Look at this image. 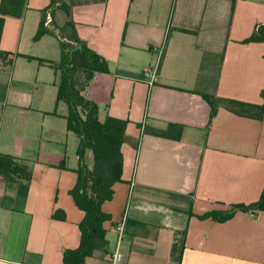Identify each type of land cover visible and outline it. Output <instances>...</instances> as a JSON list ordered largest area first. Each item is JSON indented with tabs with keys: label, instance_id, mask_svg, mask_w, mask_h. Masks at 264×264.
I'll use <instances>...</instances> for the list:
<instances>
[{
	"label": "crops",
	"instance_id": "0c3cea01",
	"mask_svg": "<svg viewBox=\"0 0 264 264\" xmlns=\"http://www.w3.org/2000/svg\"><path fill=\"white\" fill-rule=\"evenodd\" d=\"M58 27L77 36L109 73L75 87L106 115L128 122L122 182L103 203L108 248L85 264H110L124 232L122 264H177L175 235L186 231L180 264H264V212L237 211L223 223L197 217L258 201L264 190V118L220 106L209 124L206 98L262 104L264 43H247L264 24V0H61ZM50 0H27L20 18L4 19L0 52V154L28 168L29 181L0 177V264H63L79 245L83 213L69 195L76 183L78 139L56 103L58 41L33 37ZM49 17V13H47ZM156 76L145 71L156 63ZM35 60H28L27 58ZM37 60L42 61L39 63ZM91 168V153L85 155ZM58 215L63 219H55Z\"/></svg>",
	"mask_w": 264,
	"mask_h": 264
},
{
	"label": "trees",
	"instance_id": "16d2710c",
	"mask_svg": "<svg viewBox=\"0 0 264 264\" xmlns=\"http://www.w3.org/2000/svg\"><path fill=\"white\" fill-rule=\"evenodd\" d=\"M26 3L27 0H0V39L5 17H22ZM56 9L70 16L71 10L65 3L61 0H50L49 6L41 12V21L33 41L36 42L48 35L54 37L59 45V61L49 63V66L58 75V82L55 85L56 103L63 102L67 106L66 130L72 132L78 139L76 183L69 195L75 207L83 213V218L78 224L79 245L74 250H65L62 260L63 264H85L95 251L106 252L108 248L104 225L111 218L102 211V205L112 199L114 185L122 182L121 146L126 139L128 122L108 115L100 118L97 104L85 98L75 87L74 75L77 71L84 72L85 83L88 84L96 74L109 73L108 64L79 39L72 21H68L63 27L55 24L52 15ZM47 13H49L48 24ZM243 43H264V24L258 25ZM27 59L35 60L30 57ZM0 62L10 65L12 58L9 54L0 52ZM261 98L264 100V91L261 92ZM206 99L211 109L209 124L220 106L239 117L257 121L264 118V102L257 105L223 98ZM87 152L92 155L91 168L85 164ZM0 177L8 182L29 181L31 173L18 160L0 154ZM237 211L252 213L253 217L264 212V190L258 201L253 204L234 205L229 211L210 212L197 218L223 223L230 220ZM53 217L63 219L56 214ZM185 236L186 231L177 233L171 248V260L177 264H180L182 258Z\"/></svg>",
	"mask_w": 264,
	"mask_h": 264
},
{
	"label": "built area",
	"instance_id": "2783aa9c",
	"mask_svg": "<svg viewBox=\"0 0 264 264\" xmlns=\"http://www.w3.org/2000/svg\"><path fill=\"white\" fill-rule=\"evenodd\" d=\"M49 22V17H47V24ZM156 63L149 67L145 73H144V77L147 81L149 82H152L154 79H155V76H156V70H157V64H158V61L160 59V56H161V50L158 49L156 50ZM1 69V67H0ZM251 217H253V214L252 213H249ZM115 231L117 233V243H118V246L117 248L115 249V251L111 254L110 256V264H122L123 263V254L120 252L119 250V245L121 244L122 242V238H123V232H124V225L122 223L118 224L116 227H115Z\"/></svg>",
	"mask_w": 264,
	"mask_h": 264
},
{
	"label": "rangeland",
	"instance_id": "374dc122",
	"mask_svg": "<svg viewBox=\"0 0 264 264\" xmlns=\"http://www.w3.org/2000/svg\"><path fill=\"white\" fill-rule=\"evenodd\" d=\"M91 158H92V155H91ZM92 165V164H91Z\"/></svg>",
	"mask_w": 264,
	"mask_h": 264
}]
</instances>
